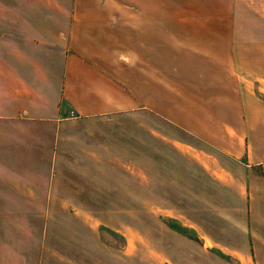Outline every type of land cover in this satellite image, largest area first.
Masks as SVG:
<instances>
[{
	"label": "crops",
	"instance_id": "crops-1",
	"mask_svg": "<svg viewBox=\"0 0 264 264\" xmlns=\"http://www.w3.org/2000/svg\"><path fill=\"white\" fill-rule=\"evenodd\" d=\"M179 2L193 13L189 25L204 24L199 11L221 10L205 24L228 28L230 41L263 40L264 0H71L63 32L0 33V264H264V100L236 76L261 79L264 53H170L175 79L162 82L166 55L144 44L150 11L163 17ZM118 41L126 50L105 45ZM134 74L143 86L188 89L166 98L190 107L184 117L155 113L172 129L158 137L178 152L171 200L185 208L143 210L140 244L128 207L132 144L116 128L133 120L118 107L126 104L119 90L131 98ZM197 88L225 93L199 96Z\"/></svg>",
	"mask_w": 264,
	"mask_h": 264
},
{
	"label": "rangeland",
	"instance_id": "rangeland-1",
	"mask_svg": "<svg viewBox=\"0 0 264 264\" xmlns=\"http://www.w3.org/2000/svg\"><path fill=\"white\" fill-rule=\"evenodd\" d=\"M33 2V5L27 6L28 3ZM48 3H55L56 6H51ZM71 0H0V33L6 35L12 34L17 28V33L36 32L41 36L43 34H53L63 32L67 27H60L64 17H67L69 5ZM174 5V4H173ZM172 3L167 4V8L162 17L163 11H150L151 23L148 31L149 41L146 44V53H165L166 55V70L167 73L159 75L162 82L168 83L175 79L170 72L176 68L174 59L170 53H264V7L259 11L261 18L259 19V26L257 32L261 33V41L247 42V41H230V31L226 27L219 25H206L204 19L217 17L222 13L221 10L199 11V14L204 23L199 26L189 25L194 16L191 10L181 8V4ZM5 7V8H4ZM15 8V9H14ZM152 15H157L163 25L160 27L152 25V21L156 20ZM31 18V19H28ZM181 20H186L182 23ZM25 20L26 23H23ZM180 21V22H176ZM176 22V23H175ZM31 26V27H29ZM15 28V29H14ZM19 28V30H18ZM72 27L70 26V29ZM210 30V31H209ZM119 35H126V29L120 28ZM119 36V37H121ZM140 47L141 43L139 42ZM91 51L97 49L94 43L87 44ZM107 48L110 50H126V44L122 41L106 43ZM113 49V50H112ZM181 59V58H179ZM223 65H227L226 59H221ZM181 71H188L191 67L186 65L182 60L180 64ZM225 67V66H224ZM264 67V66H263ZM119 80L125 81L129 78V74L118 75ZM153 75L151 74V77ZM239 83L245 85V82L251 83L255 94L260 95L264 100V70L262 68L261 79L255 78L251 74L239 70L236 75ZM183 77V75H181ZM134 82L133 88L127 89V93L131 96L126 99L125 92L119 90V97L126 101V104L120 105L118 110H127L128 113L133 115V120L125 121L118 119L117 130L118 137L122 135L127 137L128 147L131 145L133 150V195L134 200L132 203L128 202V207L135 211V216L132 218L134 226V243L141 242L140 231L141 227L145 224L142 211L156 212L158 210H173L185 208L184 202L175 203L171 199L175 192L174 177L182 170V165L177 162V150L170 143V139L158 137L165 133V130L171 129L169 125L159 120L160 118L155 113L164 117L172 119L176 114L184 117V113L190 111L189 106L169 105L168 101L177 97L189 96V90H181V93L176 91L172 94V90L165 89L164 87L157 88V86H143L141 84L140 75H133ZM172 83V82H171ZM249 85V84H248ZM198 87V86H197ZM221 88V87H220ZM173 89V88H172ZM195 94L206 97L223 96L225 92L221 89L218 91L212 88L198 90L195 89ZM123 95V96H121ZM196 96V95H194ZM170 97L171 99H167ZM162 102V103H161ZM160 103V104H159ZM210 109H220L216 106L209 107ZM208 108V109H209ZM195 110L206 109V107H194ZM209 109V110H210ZM126 111V112H127ZM149 134V151L150 161L143 162V157L147 145V131ZM172 130V129H171ZM120 140V139H118ZM178 157V156H177ZM176 158V159H175ZM143 164L145 169H143ZM149 165V166H148ZM149 168V171H148ZM143 177L146 178L143 179ZM150 177V179H149ZM146 181V186L143 181ZM163 184L164 188H161ZM132 205V206H130ZM152 215V213H151ZM120 241V239H119ZM136 247V245H135Z\"/></svg>",
	"mask_w": 264,
	"mask_h": 264
}]
</instances>
